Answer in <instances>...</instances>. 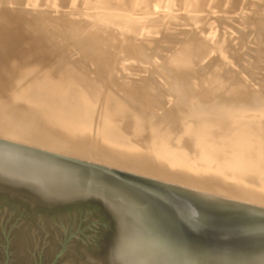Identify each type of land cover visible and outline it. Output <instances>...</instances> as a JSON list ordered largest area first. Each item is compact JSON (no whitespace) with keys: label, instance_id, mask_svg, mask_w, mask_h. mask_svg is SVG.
I'll return each mask as SVG.
<instances>
[{"label":"bare ground","instance_id":"1","mask_svg":"<svg viewBox=\"0 0 264 264\" xmlns=\"http://www.w3.org/2000/svg\"><path fill=\"white\" fill-rule=\"evenodd\" d=\"M89 1L91 2V0H89ZM141 1H142V3H141ZM141 1H140L141 4H143V2H145L144 0H141ZM257 1H259V0H257ZM0 2H1V0H0ZM176 2H177V0H176ZM190 2H191L190 4H192V2L194 3V0L190 1ZM238 2H239V0H234L233 4L237 5ZM259 2H261V1H259ZM259 2H257V3L259 4ZM262 2H264V1H262ZM196 3H197V1L195 0V4ZM254 3L257 4L256 2H254ZM147 4H145V5L147 6ZM197 4L195 6H197ZM250 4H251V2H250ZM102 5H104V4L102 3ZM225 5H227V4H225ZM199 6H201V5H198L196 7V11H197V8H199ZM231 6H232V4H231ZM258 6H260V4ZM140 7H141V5H140ZM147 7H149V6H147ZM167 7H169V6H167ZM224 7H226V6H224ZM200 8H203V7L201 6ZM200 8L198 9V11L200 10ZM258 8H262V7H258ZM132 9H133V7H132ZM138 9H140V8L137 7V10H136L137 12L139 11ZM220 9H221V7H220ZM239 9H240V7H238V11H239ZM142 10L146 11V9H142ZM142 10L140 9V11H142ZM234 10H237V9H234ZM245 10H247V9H245ZM251 10H254V9H251ZM7 11L9 12V10H7ZM220 11L222 12V10H220ZM223 11L226 12L225 8ZM227 11H228V9H227ZM246 12L248 14V11H246ZM10 13L12 14V12H10ZM79 13H80V11H79ZM243 13L246 15L245 12H243ZM23 14H24V12H23ZM105 14L103 16V14L101 13L102 17L100 16V14L97 15L98 17L100 16L101 18H98L96 15H94V16L92 15V17H94L93 19H96L95 18V16H96L99 19L97 22L102 21V24H103L104 20L106 21L108 19V21H110L109 18L105 16ZM108 14L109 13H107V15ZM86 15H87V13H86ZM251 15L252 14L250 12V16ZM259 16H261V15H259ZM7 17H8V15H7ZM89 17H90V15H89ZM171 17H173V16L171 15ZM71 18L73 19V16ZM68 19H70V18H68ZM127 19H128V17H127ZM172 19H174V18H171V20ZM193 19L199 20L198 18H193ZM241 19H243L242 16H241ZM19 20L21 21V19H19ZM48 20H49V18H48ZM77 20H78V18H77ZM244 20H245V18H244ZM256 20H257V18H256ZM51 21L52 20H50V22ZM58 21H60V20H57V22ZM89 21L91 22V19H89ZM152 21H153V19H152ZM176 21H178V20H176ZM191 21H192V19H191ZM24 22L26 24L27 21H24ZM62 22H63V19H62ZM132 22H134V20H132L131 23ZM139 22H140V20H139ZM149 22H150V20H149ZM192 22H196V21H192ZM53 23H54V21H53ZM110 23H111V21H110ZM181 23H182V21H181ZM186 23L188 24V21ZM198 23H202V22L198 21ZM212 23H214V22H212ZM248 23H249V21H248ZM37 24L38 23H36V25ZM58 24L60 25V22ZM66 24H68V23H66ZM79 24L77 23V25H79ZM92 24L93 23H91V25ZM128 24H126V26H129ZM132 24H133V27L131 25L129 28H131L133 30V28H136V26H134L135 22ZM175 24H177V22L176 23L174 22L173 25L175 26ZM71 25H73V27H74V24L72 22H71ZM107 25L110 26L111 24L107 23ZM138 25H137V28H138ZM146 25H147V23H146ZM193 25H194V27H197V23H196V25L195 24H193ZM214 25H215V23H214ZM216 25H217V23H216ZM234 25H236V24H234ZM39 26H41V24L38 25L37 27H39ZM66 26L64 25L65 28H66ZM126 26H124V27H126ZM147 26H145V24H143V27L145 28V30H146ZM169 26H172V23ZM244 26H242V27H244ZM251 26L252 25H250V27H249L250 29H251ZM71 27H70V33L72 31ZM77 27L79 29L76 30L77 34L75 36V38H76L75 40H77V39L79 40L80 38H82V35L85 32V31L83 32V30L86 27V25L84 26V28L82 27V25H79ZM87 27L85 28V30L87 29ZM167 27H166V29H168ZM191 27H190V29H191ZM198 27H199V25H198ZM260 27L261 26H259V28ZM39 28L37 29L35 27L36 31H38ZM58 28H60V26ZM67 28H68V26H67ZM93 28L95 29V26H93ZM110 28L108 27V29H110ZM129 28H128V30L131 31V29H129ZM144 28H141V30L142 29L144 30ZM249 28H247V29L249 30ZM56 29H57V27H56ZM113 29H114V27H113ZM136 29H134V31ZM171 29L172 28H170V31H173ZM92 30L93 29H91V31ZM151 30H149V31H151ZM193 30H194V28H193ZM226 30H228V29H226ZM229 30H230V28H229ZM39 31L37 32V34H39ZM41 31L40 32L43 34L42 28H41ZM52 31H53V29H52ZM73 31H75V30H73ZM99 31L100 30H97V31L93 30L92 32L98 33V34H94V35L99 36ZM102 31H103V33L106 32V30L104 31L103 29H102ZM134 31H133V33H134ZM139 31H140V28H139ZM245 31L248 34L247 30H245ZM47 32H50V31L47 29ZM47 32H44V34L46 33V35H47L46 39L49 38L48 37L49 33L47 34ZM65 32H66V30H65ZM92 32H91V34H92ZM110 32H112V31H110ZM115 32H116V30H115ZM126 32H127V30H126ZM223 32H224V30H223ZM249 32H250V30H249ZM263 32H264V30H263ZM13 33L17 34L15 31H12V33H11L12 36H13ZM55 33L56 32H54V34ZM129 33H131V32H129ZM129 33H128V36H129ZM133 33H132V38L135 34H137L139 32L137 31V33H135L134 35H133ZM173 33H174V31H173ZM191 33H193V32H191ZM216 33H217V31H216ZM6 34H8V31H0V38H2V40L0 39V44L7 43ZM52 34L53 33L50 34V37L52 39H55V38H53L54 35H52ZM61 34H62V32H61ZM72 34H74V33H72ZM87 34H88V32H87ZM100 34H102V33H100ZM143 34L145 35V33H142V35ZM167 34L169 37L170 35H169L168 31H167ZM231 34H233V33H231ZM234 34H237V33H234ZM251 34H253V33H251ZM35 35H36V33H35ZM59 35H60V33H59ZM66 35H67V33H66ZM108 35H109L108 32H106V37H108V39H106L107 41L110 40L109 36L111 38H113V40H114V37H116L114 35H113V37L111 35H109V36ZM117 35H120V34H117ZM174 35H175V33H174ZM176 35H178V34H176ZM42 36L43 35H41V38H42ZM61 36H63V35H61ZM126 36H127V34H126ZM67 37L68 36H65V38H67ZM140 37H142V36H140ZM171 37L172 36H170V38ZM187 37H188V35H187ZM249 37H250V35H249ZM98 38L101 39L100 36ZM102 38H103V36H102ZM117 38L118 37H116V39ZM137 38H139V37H137ZM184 38H185V36H184ZM189 38H190L191 42L189 41L190 46H187V49L189 47L190 51L186 50V49L185 50L189 51L188 52L189 56H195L196 57L197 53H198L197 56H199V53H200L199 50H202V49L204 50V47L207 43L206 42H205L206 44L202 43L203 41L201 42V40L198 39V37L196 36V32L191 34L189 36ZM230 38H231V36H230ZM251 38H250V40H251ZM84 39L87 40L88 38L87 39L84 38ZM120 39H122V38L120 37ZM164 39H165V37H164ZM166 39H168V38L166 37ZM172 39H174V38H171V40ZM50 40L51 39L49 38V41ZM78 40H77V42L80 41V40L79 41ZM85 40H84V44H85ZM122 40H124V39H122ZM127 40L130 41V39H127ZM155 40H157V39H155ZM160 40H161V38H160ZM186 40H188V39H186ZM227 40H229V39H227ZM46 41L48 42V39ZM54 41H56V40H54ZM54 41L52 40V42H54ZM135 41H136V39H135ZM223 41H224V39H223ZM253 41H254V39H253ZM50 42H48V44ZM113 42L115 43V46H116L117 43L115 41H113ZM120 42H118V43H120ZM164 42H165V40H164ZM168 42H169V40H168ZM168 42L166 41V44ZM259 42H261V40ZM87 43L89 44V42H87ZM218 43H219L218 44L219 47H216V48H219V51L221 49L222 53H224V48L226 46V43H222V42L221 43L218 42ZM261 43L263 44V42H261ZM26 44H27V42H26ZM84 44H82V46H84ZM86 44H85V46H86ZM98 44H100V43L98 42ZM121 44H123V42ZM183 44H185V43H182L181 45H183ZM7 45L11 46V48L8 51L11 52V54H13L15 51V47L17 46L16 40L15 39L12 40V37H11L10 39H8ZM158 45H160V44L158 43ZM185 45H187V44H185ZM29 46H30V44H29ZM91 46L89 48H91ZM95 46H97V48H98L97 43H95ZM121 46H120V49H122ZM207 46H208V44H207ZM63 47H64V44H63ZM63 47H62V49H63ZM77 47H79V46H77ZM84 47L83 48L80 47V48L84 49ZM94 47H93V52H95V50H96V49H94ZM110 47H111V45H110ZM156 47H157V45H156ZM253 47H255V46H253ZM135 48H136L135 50L137 53H140L142 50V47L140 45L136 46ZM180 48L184 49L185 47L184 48L180 47ZM207 48H205V49H207ZM116 49H118V47ZM88 50H91V49H88ZM88 50H87V52H88ZM100 50H102V49H100ZM124 50H126V49H124ZM159 50H161V49H159ZM210 50L211 49H208V51H210ZM121 51H120V53H121ZM228 51H229V49H228ZM43 52H44V56L46 59H48V60L49 59H55L54 53H52L49 46L44 47ZM115 52H116V50H115ZM27 53H28V51H27ZM84 53L86 54V50ZM84 53L82 52L83 55H85ZM103 53L104 52H102L101 54L103 55ZM183 53H185V52H183ZM183 53L182 54L180 53L181 55L180 54L179 55L182 56ZM243 53H246V52H244V50H243ZM106 54L108 55V53H106ZM117 54H119V53H117ZM160 54H162V53H160ZM204 54H205V52L203 53V55ZM229 54H230V52H229ZM86 55L90 56L91 54L88 55V53H87ZM120 55H121L120 57H123L122 53ZM110 56L113 57V55H110ZM180 56H178L179 59L181 58ZM183 56H182V58H183ZM73 57H74V54H73ZM83 57H85V56H83ZM93 57H96V55H93L91 58H93ZM97 57H96V59L100 58V57H98V58ZM103 57L106 58L107 56L105 57V55H104ZM103 57H101L102 61L101 60L95 61V59L93 58L94 61H89L88 66L83 64L82 61H71V60L70 61H53V60H51V61H32V62L29 61L25 66H20L19 61H8L7 59H9V58L6 57L5 55H2L0 57V139L15 143V144H19L22 146L24 145V146H28V147H35L38 149L62 154L63 156L65 155L67 157L69 156L72 158H76L78 160L80 159L81 161H87L86 159L89 156H91V158H92L93 155H98V156H100L99 158H101V159H97V160L95 159V161L104 163V165H101L103 167L124 169V170L131 171V172H134V173H137L140 175H145V176L155 178L158 180H162V181H165L168 183L176 184L179 187L182 186L183 188H186V189L202 192L205 194H213V196H217V197L220 196L221 198L225 197V198H229V200H233V201L238 200V202L242 201V202H247V203L252 204V205L254 204L256 206L258 205V206L264 207V98H261V97H263V94L261 95V97L258 96L259 93H257L258 95L250 94V96H248V97L249 98L252 97L253 99L249 102L250 103L252 102L254 105L250 106V104H249L248 105L249 107L247 106V107L241 108L240 106L238 107L236 105H233V103L228 104V105H225V104L216 105V103L218 102L216 100H215L216 101L215 105L212 106L211 104L206 103V104H208V106H207L206 104H204L205 101L200 102L199 101L200 99H197L198 101L197 100L192 101L193 102L192 106H189V105H191L190 104L191 102L188 103V101H185L189 104V105H187V104L186 105L189 106V108L192 107V109L189 110V108H188V112L185 111L186 115H184V116H183V114H185V113H183V111L180 109V106L182 104H185L182 102V103H180L181 104L180 106L178 105V103H174L173 105L177 104L178 107L176 109H173L171 111V113L166 112L164 115H167V116H165V117H160L161 111L159 114L160 116L158 115L159 117L156 115V113L153 116L150 115L148 117L147 114L145 113V111H146L145 109H144L145 110L144 112H141L142 109L139 110L141 112L140 113V112H138L137 107L138 108L139 107L149 108L152 111V109H153L152 103L157 101V100H155L156 99L155 95L157 94L160 97V92H161V94L163 92L162 87L160 85L156 86L155 84H152L150 82L145 83L143 81L144 80V76H143V80L140 79V80H142V82L140 81L141 86H138V85H135L132 83L129 84L127 82H124L125 84H127V86H126L127 89H125V88L120 89L121 93H119V91H118L119 88L118 89L116 88V90H115L114 89L115 87L114 88L112 87L113 85L110 86L111 88H109L108 86L111 84V82L114 81L115 77H114V75H112V77L107 76L105 79V77L103 78V76H99V74L102 73V72H100L101 67L105 63L102 59ZM111 57H110V59H112ZM114 57H117V56H114ZM120 57H117V59L118 58L120 59ZM178 57H176V58H178ZM142 58H144V57H142ZM240 58H241V56H240ZM254 58L256 59V56ZM89 59H90V57H89ZM119 59L117 61H119ZM193 59H191V61ZM106 60H107V58L105 59V61ZM249 60H252V59L250 58ZM115 61H116V59H115ZM123 61H124V59L122 60V62ZM178 61H180V60H178ZM107 62H109V61H107ZM107 62H106V64H108ZM110 62H112V61H110ZM124 62H126V61H124ZM139 62H141V61H139ZM142 62H143V60H142ZM199 63H201V62H199ZM254 63H255V61H254ZM111 64H109V65L112 67L113 64L115 65L116 63H113L112 65ZM137 64H139V63H137ZM143 64H141V65H143ZM122 65L123 66L117 65L116 66L117 69L114 68L116 73H117V70H119V69L120 70L122 69V72H125L127 69H129V68H127V69L125 68L126 70L124 71L123 68H124L125 63H123ZM145 65H147V63ZM172 65L174 66L175 64H171V69L170 68H168V69H170V70L175 69V68H172L173 67ZM89 66L94 67L95 71L91 70V68ZM106 66L108 67V65H106ZM106 66H105V68H106ZM128 66H126V67H128ZM134 66H135V70H136V67L138 65L136 66V64H135ZM111 67H108V68H110V70H111ZM140 67H142V66L139 65V69H140ZM103 68H104V66H103ZM149 68H150V66H149ZM179 68H180V66H179ZM239 69H240V67H239ZM129 70H130V72H132L131 69H129ZM141 70H143V69H141ZM165 70L166 69H164V71ZM176 70H177V67H176ZM205 70H206V68H205ZM128 71H126L125 73H128ZM164 71H161V72L164 73ZM196 71H197V69H196ZM173 72H175V70ZM110 73H112V72L110 71L109 74ZM134 73H135V71H134ZM134 73H132V74L134 75ZM136 73H135V76H136ZM202 73L204 74V72H202ZM243 73H244V71H243ZM246 73H248V72L246 71ZM118 74H119L118 78L117 79L115 78L117 81V85H118V81H120L118 79H119V76L121 73H118ZM165 74L167 75L168 73L166 72ZM177 74H176V76H177ZM163 75L164 74H162L161 76H163ZM166 75H165V77H166L165 79H168L167 76H169V75H167V76ZM199 75H200V73H199ZM222 75H221V79H219V76H217V77H215V79L212 80L214 83H216L219 79L218 87L220 85L223 86L225 84V83L223 84L224 78L222 79ZM104 76H105V74H104ZM130 76L131 75L129 73V76H124V77L129 78ZM178 77H179V75L177 76V79H175V81H173V80L170 81V79L167 81L164 80L165 81L164 84H166L168 86V89H167L168 92H170V93L174 92V94L175 93L179 94V97L177 100L179 102L180 97L181 98H183L184 96H186L185 98L188 97L187 96L188 94L186 95L185 92L194 91V89H193V86L191 83H188L187 81L185 82L184 80H179V78L181 79V76L179 78ZM261 77H263V76H261ZM199 79H198V83H199ZM248 79H249V77H248ZM121 80H123V79H121ZM133 80H135V79L133 78ZM160 80H163V78H160ZM206 80L207 79H205V81ZM220 80H222V83H220L221 82ZM260 80H255V81L259 82ZM126 81H128V80L126 79ZM205 81H202V83ZM244 81H247V80H244ZM263 81H262V83H263ZM122 82H120L119 86H122V84H121ZM208 82H210V81H208ZM213 82H212V85H214ZM133 83H135V82H133ZM161 83H163V82H161ZM202 83H199L200 87H201ZM252 83L253 82H251V84ZM254 83L256 84V82H254ZM113 84H115V83H113ZM234 84H235V82H234ZM236 84H238V83H236ZM241 85L242 84H240V86ZM165 86H163V88ZM240 86H237V88H239ZM209 87H210V85H209ZM247 87H248V84H247ZM252 87L254 88V86H252ZM257 87H258V85H257ZM199 88H198V90H199ZM222 88H224V86ZM225 88H226V86H225ZM241 88H242V90L244 89L243 86ZM255 88H254V90H255ZM203 89H204V87H203ZM219 89H221V88L219 87ZM262 89L264 90V88H262ZM201 90H202V88H201ZM210 90H211V88H210ZM210 90H208V91L210 92ZM216 91H217V89H216ZM201 92H199V93L201 94ZM228 92H230V91H228ZM213 94H215V92ZM219 94L221 95V94H223V92H220ZM233 95H234V93H233ZM248 95H249V93H248ZM227 96H228V94H227ZM229 96H230V93H229ZM166 97L170 98L169 96H166ZM220 97L221 96H219V98ZM237 97H239V98L243 97V99H244V97L247 98V95L237 96ZM185 98L180 99V100L181 101L185 100ZM130 99H132V103H130V101H131ZM175 99H177V97H175ZM261 99H263V100H261ZM2 100H3V102H2ZM160 100H162V99H160ZM169 101H170V99H169ZM160 103H162V102L160 101ZM202 103L204 104V106H202L203 105ZM97 104H99L98 107H100L98 111H97ZM132 104H133V106H132ZM155 105H156V102H155ZM209 105H211L213 109L209 108ZM158 106L160 108H162L160 105H158ZM134 107H136V109ZM157 109H158V107H157ZM157 109L156 108L153 109L154 112ZM184 110H186V109H184ZM162 111H163V109H162ZM164 111H165V109H164ZM95 113H98V115L100 114L99 118H98L99 120H97V125L99 123H101V124H105L106 126L113 127L112 128L113 131L106 135V139L108 141L109 140L112 141L114 139L113 143L109 146H108V144H104V145H99V143L96 144L97 136L95 135V128H93V127H95L94 124H96V123H93V121L97 119L98 115ZM142 114H146V116L142 115ZM148 114H150V113H148ZM94 115L95 116L97 115V117H96V119L93 120ZM170 118H173V122H175V120L179 121V123L181 122L182 127L179 130L180 132L179 131L176 132L177 128H175L176 126L173 125L172 120H169ZM36 121H38V122H36ZM25 122H27V125L25 124ZM29 123H30V125H29ZM36 123H41L42 126H45V128H48L47 131L44 132V130H46V129L41 128V126H40L41 124L35 125ZM32 124H34V126ZM38 125H39V127H38ZM31 126L34 127V129ZM49 129H50L51 133L48 132ZM115 131H119V132H121V134L119 136L115 135V133H117ZM46 132H48V133H46ZM53 132L57 133L58 139L53 135ZM62 136L63 137L66 136L64 138L65 141L63 140L64 143H66V141L68 140V139L66 140V138L68 137L69 139H72V144L70 143L71 141L68 140V141H70V142H68L70 144L69 145H63V143L60 142V141H62V139L60 138ZM59 139H61V140H59ZM96 147L100 150L97 151ZM122 152H126V153H124L125 155L122 154ZM91 158L89 157V159H91ZM186 158H193L194 161L186 162L184 160ZM95 164L98 165L99 163H95ZM199 172H201L203 176L197 175ZM199 183H202V184L205 183L203 185V186H205V188L207 187L206 186V184H207L208 188L205 189V188L198 187ZM202 184H201V186H202Z\"/></svg>","mask_w":264,"mask_h":264},{"label":"water","instance_id":"2","mask_svg":"<svg viewBox=\"0 0 264 264\" xmlns=\"http://www.w3.org/2000/svg\"><path fill=\"white\" fill-rule=\"evenodd\" d=\"M0 264H264V208L0 139Z\"/></svg>","mask_w":264,"mask_h":264},{"label":"rangeland","instance_id":"3","mask_svg":"<svg viewBox=\"0 0 264 264\" xmlns=\"http://www.w3.org/2000/svg\"><path fill=\"white\" fill-rule=\"evenodd\" d=\"M95 3H94V2ZM91 0V2L89 0H1V4H0V31H8V34H6V38H7V43L5 44H0V57L2 55H5L6 57H8L9 59H7L8 61H19L20 63V66H25L29 61H82L83 64L85 65H89V61H100L101 60V57H103L105 55V57L107 58V60L105 61L106 58H102L103 61L105 62L104 63V68L103 66L101 67V70L99 74V76H103V78L107 76H111L114 75V77L117 79L118 78V73H121L120 76H119V79L120 81H118V85H117V81L116 79L114 78V81L111 82V84L108 86L109 88H111L110 86H112L115 90L116 88L118 89L119 93L120 92V89H127L126 86L127 84H125L124 82H127V83H132V84H135V85H138V86H141V82L143 80V76H144V82L147 83V82H150L152 84H155L156 86L160 85L162 87V94L160 92V97L156 94L155 95V101L156 102V105H155V102L152 103V108L153 109H158L154 110L152 109V111L149 109V108H142V107H137V110L138 112H140L139 110L142 109L141 112H144L145 110V113L147 114V116L149 117L150 115L153 116L155 113L156 115L158 116L160 114V111H161V116L160 117H165L167 115H164L166 112H170L173 110V109H176L178 107V105L180 106L181 104L180 103H185V104H182L180 106V109L183 111V116L186 115V112H188V108L189 106H192V101H195L197 99H200L199 101L201 102H204V104L208 103V104H211L212 106L215 105L216 101H218L216 103V105L218 104H225V105H228V104H232L233 105H236V106H240L241 108L243 107H247L249 104L250 106L254 105L252 102L250 103L249 101H251L253 98H249L248 96H250V94L254 95H258L257 93H259V97H261V95L263 94V97L261 98H264V90L262 88H264V0H239L238 4L237 5H234L233 4V1L234 0H196L197 1V6L198 5H201L203 8H200L201 6H199L200 10L198 11L199 8H197V11H196V7L195 6V0H194V3L192 2V4H190L191 2L190 1H193V0H144L145 2L142 3L141 0ZM141 1V3H140ZM147 1V2H146ZM151 1V2H150ZM168 1V2H167ZM199 1V2H198ZM218 1V2H217ZM4 2V3H3ZM11 2V3H10ZM13 2V3H12ZM99 4H98V3ZM167 2V3H166ZM176 2V3H175ZM189 2V3H188ZM203 2V3H202ZM251 2V4H250ZM254 2H259L260 6H258L259 4H255ZM94 3V4H93ZM102 3L104 5H102ZM148 3V4H147ZM173 5H172V4ZM227 5H225V4ZM254 3V4H253ZM36 4V5H35ZM145 4H147V7ZM168 4V5H167ZM184 4V5H183ZM217 4V5H216ZM223 4V5H222ZM232 4V6H231ZM89 5V6H88ZM95 5V6H94ZM106 5V6H105ZM129 5V6H128ZM138 5V6H137ZM141 5V7H140ZM152 5V6H151ZM172 5V6H171ZM208 5V6H207ZM257 7H255V6ZM2 6V7H1ZM4 6V7H3ZM102 6V7H101ZM128 6V7H127ZM166 6V7H165ZM169 6V7H167ZM190 6V7H189ZM226 6V7H224ZM236 8H235V7ZM253 6V7H252ZM133 7V9H132ZM136 7V8H135ZM137 7L140 8L141 10L142 9H146L145 10H142L140 11V9H138L139 11L137 12ZM143 7V8H142ZM219 7V8H218ZM221 7V9H220ZM229 7V8H228ZM238 7H240L239 11H238ZM258 7H262V8H258ZM99 8V9H98ZM102 8V9H101ZM150 8V9H149ZM171 8V9H170ZM225 8L226 12L223 11ZM250 8V9H249ZM9 10V12L7 10ZM131 11H130V10ZM135 9V10H134ZM228 9V11H227ZM234 9H237V10H234ZM247 9V10H245ZM251 9H254V10H251ZM11 10V11H10ZM100 10V11H99ZM211 10V11H210ZM222 10V12L220 11ZM263 10V11H262ZM80 11V13H79ZM145 11V12H144ZM151 13H150V12ZM153 11V12H152ZM230 11V12H229ZM248 11V14L247 12ZM260 11V12H259ZM12 12V14L10 13ZM22 12V13H21ZM24 12V14H23ZM100 12V13H99ZM141 12V13H140ZM147 12V13H146ZM212 12V13H211ZM226 14H225V13ZM229 12V13H228ZM245 12L246 15L243 13ZM250 12H251V16H250ZM26 13V14H25ZM28 13V14H27ZM87 13V15H86ZM101 13L105 14L106 17L109 18V20L111 21H108V19L105 21H103V24H102V21L100 22H97L99 19L98 18H101ZM107 13H109L107 15ZM134 13V14H133ZM137 13V14H136ZM140 13V14H139ZM222 13V14H221ZM224 13V14H223ZM241 13V14H240ZM258 13V14H257ZM18 14V15H17ZM21 14V15H20ZM46 14V15H45ZM70 14V15H69ZM100 16L98 17L97 15ZM232 14V15H231ZM243 14V15H242ZM8 15V17H7ZM20 15V16H19ZM28 15V16H27ZM44 15V16H43ZM79 15V16H78ZM85 15V16H84ZM90 15V17H89ZM92 15H96L95 18L96 19H93L94 17H92ZM171 15L173 17H171ZM180 15V16H179ZM248 15V16H247ZM255 15V16H254ZM261 15V16H259ZM18 16V17H17ZM35 16V17H34ZM46 16V17H45ZM73 16V19L71 17ZM82 16V17H81ZM128 19H127V17ZM192 21H196V22H192ZM220 16V17H219ZM241 16L243 19H241ZM10 17V18H9ZM61 17V18H60ZM80 17V18H79ZM146 17V18H145ZM170 17V18H169ZM210 17V18H209ZM249 17V18H248ZM253 17V18H252ZM255 17V18H254ZM49 18V20H48ZM70 18V19H68ZM76 18V19H75ZM78 18V20H77ZM112 20H111V19ZM126 18V19H125ZM150 18V19H149ZM171 18H174L171 20ZM176 18V19H175ZM188 18V19H187ZM193 18H198L199 20H196V19H193ZM202 18V19H201ZM229 18V19H228ZM237 18V19H236ZM245 18V20H244ZM257 18V20H256ZM259 18V19H258ZM21 19V21L19 20ZM29 19V20H28ZM32 19V20H31ZM62 19H63V22H62ZM65 19V20H64ZM89 19H91V22L89 21ZM153 19V21H152ZM170 19V20H169ZM240 19V20H239ZM247 19V20H246ZM250 19V20H249ZM50 20H52L50 22ZM57 20H60L57 22ZM88 20V21H87ZM129 20V21H128ZM134 20L135 24L134 26H136L137 28V25H138V28H133V30L131 28H129L131 25L133 27V24L134 22L131 23V21ZM140 20V22H139ZM145 20V21H144ZM150 20V22H149ZM155 20V21H154ZM175 20V21H174ZM178 20V21H176ZM184 20V21H183ZM190 20V21H189ZM220 20V21H219ZM227 20V21H226ZM237 20V21H236ZM24 21H27L26 24ZM36 21V22H35ZM54 21V23H53ZM68 21V22H67ZM94 21V22H93ZM138 21V22H137ZM158 23H157V22ZM170 21V22H169ZM172 21V22H171ZM180 21V22H179ZM182 21V23H181ZM188 21V24L186 23ZM199 22H202V23H198ZM204 21V22H203ZM243 21V22H242ZM246 21V22H245ZM249 21V23H248ZM60 22V25L58 24ZM71 22L74 24V27L73 25H71ZM76 22V23H75ZM97 22V23H96ZM138 24H137V23ZM147 25H146V23ZM152 22V23H151ZM174 22L177 24H175V26L173 25ZM185 22V23H184ZM190 22V23H189ZM217 23V25L215 26ZM221 22V23H220ZM226 24H225V23ZM31 23V24H30ZM36 23H38L36 25ZM65 23V24H64ZM68 23V24H66ZM77 23L79 25H82V27L84 28V26L86 25L87 29L83 30L84 34L82 35V38H80L77 42V40H75V36L77 34V29H79L77 26ZM82 23V24H81ZM85 23V24H84ZM87 23V24H86ZM90 23V24H89ZM91 23H93L91 25ZM100 25H99V24ZM106 23V24H105ZM108 24H111L110 26L107 25ZM129 23V24H128ZM150 23V24H149ZM156 23V24H155ZM172 23V26H169L171 25ZM197 23V27H194L193 24L196 25ZM207 23V24H206ZM251 23V24H250ZM257 23V24H256ZM3 24V25H2ZM39 27H37L38 25H40ZM52 24V25H51ZM54 24V25H53ZM66 26V28L64 27V25ZM70 24V25H69ZM96 24V25H95ZM102 24V25H101ZM126 24H128L129 26H126ZM142 24V25H141ZM143 24H145L146 27V30L145 28L143 27ZM154 26H153V25ZM169 24V25H168ZM192 24V25H191ZM236 24V25H234ZM239 24V25H238ZM248 26H247V25ZM255 24V25H254ZM13 25V26H12ZM21 25V26H20ZM77 25V26H76ZM113 25V26H112ZM141 25V26H140ZM151 25V26H150ZM199 25V27H198ZM244 27H242V26ZM251 26V29L249 28ZM8 26V27H7ZM18 26V27H17ZM45 28H44V27ZM60 26V28H58ZM62 26V27H61ZM72 26V27H71ZM92 26V27H91ZM93 26H95V29L93 28ZM97 26V27H96ZM110 29H108V27ZM126 26V27H124ZM140 26V27H139ZM168 26V27H167ZM174 26V27H173ZM192 26V27H191ZM259 26H261L259 28ZM35 27L41 31V28L43 29V34L39 31V34H37L38 31H36ZM57 27V29H56ZM70 27H71V33H70ZM103 27V28H102ZM107 27V28H106ZM114 27V29H113ZM156 27V28H155ZM166 27L168 29H166ZM172 28L171 30L174 31H170V28ZM183 27V28H182ZM191 27V29H190ZM242 27V28H241ZM253 27V28H252ZM12 28V29H11ZM97 28V29H96ZM131 29L130 30H128ZM139 28H140V31H139ZM141 28H144V32L141 30ZM155 28V29H154ZM194 28V30H193ZM228 30H226V29ZM230 28V30H229ZM236 28V29H235ZM245 28V29H244ZM249 28V30L247 29ZM259 28V29H258ZM35 29V30H34ZM46 31H45V30ZM47 29L53 33L52 35H54L53 38L55 39H52L50 37V32H47ZM53 29V31H52ZM55 29V30H54ZM62 29V30H61ZM68 29V30H67ZM91 29H93L94 31H97V30H100L99 31V36L101 37V39H99L98 35H94V34H98V33H94L91 31ZM102 29L106 32H108L109 35H111L113 37L116 36L118 37L116 39V37H114V40L113 38H111L109 35V41H107L106 39H108V37H106V32L103 33ZM112 29V30H111ZM134 29H136L134 31ZM152 29V30H151ZM242 29V30H241ZM66 30V32H65ZM75 30V31H73ZM108 30V31H107ZM112 32H110V31ZM116 30V32H115ZM125 30V31H124ZM129 33V36H128V33ZM148 30V31H147ZM151 30V31H149ZM224 30V32H223ZM233 30V31H232ZM248 32V34L246 33V31ZM12 31H15L17 34H14L13 33V36H12ZM68 31V32H67ZM134 31V33H133ZM137 31L139 33H137ZM147 31V32H146ZM162 31V32H161ZM167 31L169 32V35L172 36L171 38H174L171 40L170 36L168 37V34H167ZM217 31V33H216ZM44 32H47V34L49 35L48 37L51 39L49 41V38L48 39V42H50L48 44V42L46 41V33L44 34ZM54 32H56L54 34ZM62 32V34H61ZM88 32V34H87ZM92 32V34H91ZM121 32V33H120ZM123 32V33H122ZM126 32V33H125ZM149 32V33H148ZM196 32V36L198 37V39L201 40L202 43H207L204 47V50H199V56H197L196 54V57L195 56H189L188 52L190 51V48L188 47L187 49V46H190V38L189 36L191 34ZM204 32V33H203ZM255 32V33H254ZM36 33V35H35ZM60 33V35H59ZM67 33V35H66ZM74 33V34H72ZM102 33V34H100ZM111 33V34H110ZM125 33V34H124ZM132 33L133 35L135 33L133 38H132ZM141 33V34H140ZM142 33H145V35L143 36ZM233 33V34H231ZM234 33H237V34H234ZM253 33V34H251ZM257 33V34H256ZM90 34V35H89ZM116 34V35H115ZM117 34H122L121 36L120 35H117ZM127 34V36H126ZM140 34V35H139ZM172 34V35H171ZM178 34V35H176ZM206 34V35H205ZM255 34V35H254ZM41 35L42 38H41ZM46 35V36H45ZM63 35V36H61ZM103 38H102V36ZM131 35V36H130ZM167 35V36H166ZM174 35V36H173ZM188 35V37H187ZM250 35V37H249ZM40 36V37H39ZM59 36V37H58ZM65 36H68L67 38H65ZM74 36V37H73ZM98 36V37H97ZM122 39H120V37ZM123 36V37H122ZM142 36V37H140ZM185 36V38H184ZM231 36V38H230ZM261 36V37H260ZM12 37V40L15 39L16 40V43H17V46L15 47V51L13 54H11V52H9L8 50L11 48L10 45H7L8 44V39H10ZM70 37V38H69ZM73 37V38H72ZM90 37V38H89ZM106 37V38H105ZM127 37V38H126ZM132 39H131V38ZM139 37V38H137ZM165 37V39H164ZM166 37L168 39H166ZM217 37V38H216ZM221 37V38H220ZM241 37V38H240ZM247 37V38H246ZM252 37V38H251ZM5 38V37H4ZM5 38V39H6ZM46 40H45V39ZM57 38V39H56ZM72 38V39H71ZM84 38H88L87 40H85ZM141 38V39H140ZM161 38V40H160ZM177 38V39H176ZM251 38V40H250ZM2 40V38H0ZM62 39V40H61ZM67 39V40H66ZM92 39V40H91ZM100 41H99V40ZM127 39H130L127 40ZM136 39V41H135ZM157 39V40H155ZM188 39V40H186ZM211 39V40H210ZM222 41H221V40ZM224 39V41H223ZM229 39V40H227ZM242 39V40H241ZM254 39V41H253ZM45 40V41H44ZM52 40H56L54 42H52ZM58 40V41H57ZM72 40V41H71ZM84 40H85V44L87 42H89V44L87 43L86 46L84 44ZM115 41L117 44L115 46V43L113 41ZM117 40V41H116ZM126 40V41H125ZM165 40V42H164ZM169 40V42H168ZM178 40V41H177ZM184 40V41H183ZM238 40V41H237ZM246 40V41H245ZM261 40V42H263V44L261 42H259ZM61 41V42H60ZM87 41V42H86ZM93 43H92V42ZM100 44H98V42ZM121 41V42H120ZM140 41V42H139ZM166 41L168 42L166 44ZM190 41V42H189ZM249 41V42H248ZM22 42V43H21ZM27 42V44H26ZM60 42V43H59ZM120 42V43H118ZM123 42V44H121ZM135 42V43H134ZM161 42V43H160ZM176 42V43H175ZM218 42H222V43H226V46L224 48V53H222L221 49L219 51V48H216V47H219V43ZM256 42V43H255ZM54 43V44H53ZM81 43V44H80ZM91 43V44H90ZM95 43H97L98 45V48L97 46H95ZM113 45H112V44ZM131 43V44H130ZM158 43L160 45H158ZM182 43H185L183 45H181ZM189 43V44H188ZM251 43V44H250ZM259 43V44H258ZM30 44V46H29ZM63 44H64V47H63ZM78 44V45H77ZM81 46H80V45ZM82 44H84V46H82ZM122 46H121V45ZM166 44V45H165ZM180 44V45H179ZM241 44V45H240ZM245 44V45H244ZM92 45V46H91ZM111 45V47H110ZM141 46L142 47V50L140 53H137L136 52V46ZM157 45V47H156ZM169 45V46H168ZM179 45V46H178ZM50 48V50L52 51V53H54V57L55 59H46L45 56H44V52H43V49L44 47H48ZM61 46V47H60ZM79 46V47H77ZM91 46V48H89ZM96 48H95V47ZM114 48H113V47ZM120 46L121 48L123 49H120ZM124 46V47H123ZM185 48H184V47ZM211 46V47H210ZM247 48H246V47ZM255 46V47H253ZM63 47V49H62ZM84 47V49H81V48ZM93 47L95 50V52H93ZM104 47V48H103ZM108 49H107V48ZM118 47V49H116ZM133 47V48H132ZM180 47L184 48V49H181ZM208 47V48H207ZM102 50H100V49ZM113 48V49H112ZM176 48V49H175ZM207 48V49H205ZM257 48V49H256ZM88 49H91V50H88ZM98 49V50H97ZM112 49V50H111ZM126 49V50H124ZM161 49V50H159ZM189 50V51H186V50ZM208 49H211L210 51H208ZM229 49V51H228ZM242 49V50H241ZM60 50V51H59ZM83 50V51H82ZM86 50V54L88 53L91 54L90 56H87L84 52ZM88 50V52H87ZM119 53V54H117ZM122 50V51H121ZM243 50L244 52L246 53H243ZM28 51V53H27ZM85 54L83 55L82 52ZM100 51V52H99ZM106 51V52H105ZM112 51V52H111ZM122 53V56L123 57H120L121 53ZM207 51V52H206ZM233 51V52H232ZM249 51V52H248ZM67 52V53H66ZM74 52V53H73ZM81 54H80V53ZM102 52L103 55L101 54ZM145 52V53H144ZM185 52V53H183ZM205 52V54L203 55V53ZM230 52V54H229ZM236 54H235V53ZM25 53V54H24ZM108 53V55L106 54ZM115 55H114V54ZM144 53V54H143ZM162 53V54H160ZM183 53V58L182 56H180L181 54ZM187 53V54H186ZM245 55H243V54ZM262 53V54H261ZM71 54V55H70ZM73 54H74V57H73ZM96 55V57H100L98 59H96V57H93L91 58L93 55ZM113 55L114 56H117V57H120L119 61L122 59H124V61L126 62H122V60L120 61L122 64L125 63L124 65V68L123 70L125 71L127 68L131 69L132 72H130L129 69H127L126 71H128V73H125V72H122V69L120 70H117V73L116 71L114 70V68L117 69V65L119 66H123L119 61H117V57H111L110 55ZM125 56H124V55ZM128 54V55H127ZM180 54V55H179ZM186 54V55H185ZM201 54V55H200ZM216 54V55H215ZM32 55V56H31ZM140 55V56H139ZM219 55V56H218ZM225 55V56H224ZM237 55V56H236ZM85 56V57H83ZM109 56V57H108ZM180 56L181 58L179 59ZM202 56V57H201ZM227 56V57H226ZM241 56V58H240ZM256 56V59L254 58ZM260 56V57H259ZM263 56V57H262ZM32 57V58H31ZM90 57V59H89ZM110 57L112 59H110ZM141 57V58H140ZM144 57V58H142ZM163 57V58H162ZM178 57V58H176ZM190 57V58H189ZM244 57V58H243ZM259 57V58H258ZM31 58V59H30ZM127 60H126V59ZM138 58V59H137ZM146 58V59H145ZM194 58V59H193ZM226 58V59H225ZM240 58V59H239ZM252 59V60H249V59ZM254 58V59H253ZM262 58V59H261ZM27 59V60H26ZM81 59V60H80ZM116 59V61H115ZM145 59V60H144ZM164 59V60H163ZM180 61H178V60ZM191 59H193L191 61ZM197 59V60H196ZM202 59V60H201ZM220 59V60H219ZM223 59V60H222ZM228 59V60H227ZM114 60V61H113ZM143 60V62H142ZM158 60V61H157ZM166 60V61H165ZM171 60V61H170ZM241 60V61H240ZM243 60V61H242ZM102 61V60H101ZM107 61H112V62H107ZM138 61V62H137ZM141 61V62H139ZM145 61V62H144ZM176 61V62H175ZM182 61V62H181ZM255 61V63H254ZM262 61V62H261ZM24 62V63H23ZM106 62L108 64H106ZM118 62V63H117ZM130 62V63H129ZM149 62V63H148ZM158 62V63H157ZM160 62V63H159ZM197 62V63H196ZM201 62V63H199ZM113 64V63H116L115 65L113 64V66L111 67L109 64ZM139 63V64H137ZM144 63V64H143ZM147 63V65H145ZM164 63V64H163ZM216 63V64H215ZM242 63V64H241ZM247 63V64H246ZM111 64V65H112ZM131 64V65H130ZM136 64V71L135 70V66L134 65ZM143 64V65H141ZM149 64V65H148ZM161 64V65H160ZM171 64H175L172 68H175L173 70H170L171 69ZM177 64V65H176ZM237 64V65H236ZM106 65H108V67H111V70L110 68H108ZM129 65V66H128ZM139 65L142 66L140 67L139 69ZM169 65V66H168ZM194 65V66H193ZM202 65V66H201ZM216 65V66H215ZM229 65V66H228ZM106 66V68H105ZM128 66V67H126ZM134 66V67H133ZM144 66V67H143ZM146 66V67H145ZM150 66V68H149ZM177 67V70H176V67ZM180 66V68H179ZM225 66V67H224ZM90 67V66H89ZM161 67V68H160ZM167 67V68H166ZM204 69H203V68ZM242 70H240L239 69ZM257 67V68H256ZM91 70L95 71L94 70V67H90ZM126 68V69H125ZM170 68V69H168ZM193 68V69H192ZM206 68V70H205ZM231 68V69H230ZM247 68V69H246ZM133 69V70H132ZM139 69V70H138ZM143 69V70H141ZM164 69H166L164 71ZM197 69V71H196ZM223 69V70H222ZM254 69V70H253ZM104 70V71H103ZM114 70V71H113ZM175 70V72H173ZM210 70V71H209ZM220 70V71H219ZM240 70V71H239ZM250 70V71H249ZM112 72L109 74V72ZM119 71V72H118ZM121 71V72H120ZM136 73V76H135V73ZM160 71V72H159ZM161 71H164L161 72ZM177 71V72H176ZM201 71V72H200ZM232 71V72H231ZM234 71V72H233ZM237 71V72H236ZM244 71V73H243ZM246 71L249 73H246ZM262 73H261V72ZM168 73L167 76L165 73ZM180 72V73H179ZM198 72V73H197ZM204 72V74L202 73ZM210 72V73H209ZM215 74H214V73ZM220 72V73H219ZM129 73H130V77H124V76H129ZM134 73V75L132 74ZM178 73V74H177ZM200 73V75H199ZM214 75H213V74ZM233 73V74H232ZM235 73V74H234ZM243 73V74H242ZM102 74V75H101ZM105 74V76H104ZM162 74H164L163 76H161ZM179 75V77L181 76V79L179 78V80H184L185 82L187 81L188 83H191L192 86H193V89L194 91H187L185 92V94L188 96L187 98H185L186 96H184L183 98H179V102L177 101L178 100V97H179V94H174V92H168V86L165 83L164 80H169L170 81H175V79H177V76ZM181 74V75H180ZM203 74V75H202ZM209 74V75H208ZM220 74V75H219ZM223 74V75H222ZM251 74V75H250ZM165 75L168 77V79H165ZM197 75V76H196ZM202 75V76H201ZM211 75V76H210ZM221 75H222V79H223V86L224 88H222L223 86H219L221 89H219L218 85H219V79H221ZM135 76V77H134ZM201 76V77H200ZM213 76V77H212ZM219 76V79L216 83H214L212 80L215 79V77ZM224 76V77H223ZM230 76V77H229ZM241 78H240V77ZM257 76V77H256ZM263 76V77H261ZM150 77V78H149ZM203 77V78H202ZM238 77V78H237ZM249 77V79H248ZM259 77V78H258ZM131 78V79H130ZM133 78L136 80H133ZM160 78H163V80H160ZM200 78V79H199ZM202 78V79H201ZM211 80H210V79ZM233 78V79H232ZM235 78V79H234ZM245 78V79H244ZM123 79V80H121ZM125 79V80H124ZM126 79L128 81H126ZM142 79V80H140ZM158 79V80H157ZM198 79H199V83H202V81H205V79H207L205 82H203L201 84V87H200V84L198 83ZM226 79V80H225ZM261 79V80H260ZM263 79V80H262ZM132 82H131V81ZM151 80V81H150ZM240 80V81H239ZM244 80H247V81H244ZM250 80V81H249ZM255 80H260L259 82L258 81H255ZM123 81V82H122ZM130 81V82H129ZM141 81V82H140ZM156 81V82H155ZM196 81V82H195ZM210 81V82H208ZM222 83V80H220ZM239 81V82H238ZM263 81V83H262ZM120 82H122V86H119ZM135 82V83H133ZM163 82V83H161ZM212 82L214 85H212ZM236 83H240L242 84L240 86V84H236L237 86H240L239 88H237V86L234 84ZM251 82H253L251 84ZM256 82V84L254 83ZM261 82V83H260ZM115 83V84H113ZM124 83V84H123ZM140 83V84H139ZM260 83V84H259ZM162 84V85H161ZM247 84H248V87H247ZM255 84V85H254ZM166 85V86H165ZM203 85V86H202ZM206 85V86H205ZM210 85V87H209ZM216 85V86H215ZM228 85V86H227ZM260 85V86H259ZM263 87H262V86ZM163 86H165L163 88ZM215 86V87H214ZM226 86V88H225ZM231 86V87H230ZM244 87V89L242 90L241 87ZM246 86V87H245ZM254 86V88L252 87ZM200 87V88H199ZM204 87V89H203ZM218 87V88H217ZM228 87V88H227ZM230 87V88H229ZM199 88V90H198ZM204 91H202L201 90ZM211 88V90H210ZM260 88V89H259ZM164 89V90H163ZM215 89V90H214ZM217 89V91H216ZM226 91H224V90ZM238 89V90H237ZM249 91H248V90ZM258 89V90H257ZM202 92H201V91ZM210 90V92L208 91ZM252 90V91H251ZM258 92H257V91ZM165 91V92H164ZM230 91V92H228ZM247 91V92H246ZM256 91V92H255ZM260 91V92H259ZM201 92V94L199 93ZM215 92V94H213ZM220 92H223V94H219ZM241 92V93H240ZM254 92V93H253ZM166 93V94H165ZM218 93V94H217ZM228 96H227V94ZM229 93H230V96H229ZM234 93V95H233ZM236 93V94H235ZM249 93V95H248ZM261 93V94H260ZM164 94V95H163ZM197 94V95H196ZM207 94V95H206ZM162 95V96H161ZM173 95V96H172ZM177 95V96H176ZM199 95V96H198ZM224 95V96H223ZM233 95V96H232ZM243 95H247V98L243 97L239 98L237 96H243ZM166 96H169L170 98L166 97ZM208 96V97H207ZM214 96V97H213ZM219 96H221L219 98ZM163 97V98H162ZM175 97H177V99H175ZM172 98V99H171ZM185 100H180V99H184ZM189 98V99H188ZM213 100H212V99ZM128 99V98H127ZM162 99V100H160ZM170 99V101H169ZM207 99V100H206ZM211 99V100H210ZM218 99V100H217ZM240 99V100H239ZM129 100V99H128ZM130 103H132V99H130ZM174 100V101H173ZM177 102H176V101ZM190 100V101H189ZM216 100V101H215ZM245 100V101H244ZM247 100V101H246ZM263 100V99H261ZM160 101L162 103H160ZM185 101H188L191 102L189 105L187 102ZM198 101V100H197ZM207 101V102H206ZM209 101V102H208ZM211 101V102H210ZM215 101V102H214ZM3 102V100H2ZM169 102V103H168ZM214 102V103H213ZM222 102V103H221ZM249 102V103H248ZM171 103V104H170ZM174 103H178V105H173ZM245 103V104H244ZM248 103V104H247ZM189 106H187V105ZM203 104V103H202ZM204 104L202 106H204ZM208 104H206L208 106ZM247 104V105H246ZM99 104H97V111L99 110L100 107H98ZM158 105H160L162 108H160ZM186 105V106H185ZM205 105V106H206ZM209 105V108L213 109L212 106ZM243 105V106H242ZM133 106V104H132ZM135 106V105H134ZM206 106V107H207ZM211 106V107H210ZM249 107V106H248ZM136 109V107H134ZM170 108V109H169ZM208 108V107H207ZM145 109V110H144ZM148 109V110H147ZM165 111L163 112L162 111ZM179 109V108H178ZM186 109V110H184ZM191 108H189V110H191ZM148 111V112H147ZM150 111V112H149ZM158 111V112H157ZM140 112V113H141ZM163 112V113H162ZM150 113V114H148ZM98 115V113H95ZM146 114H142V115H145ZM97 115L95 116L94 115V119H96ZM100 115V114H99ZM99 115L97 117L96 120L93 121V123H96L94 124L95 127V135L97 136V139H96V144L99 143V145H104V144H108L111 145L114 141V139L112 141H108L106 139V135L111 133L113 131V127H110V126H106L105 124H101L99 123L97 125V120H99ZM158 116V117H159ZM169 120H172V123L173 125H175L177 128L176 132H178L180 130V128L182 127L181 125V122L179 123V121H176L173 122V118H170ZM178 120V119H177ZM96 121V122H95ZM38 122V121H36ZM41 122V121H40ZM178 122V123H177ZM177 123V124H176ZM25 124L27 125V122H25ZM37 124H41V123H36L35 125ZM25 125V126H26ZM30 125V123H29ZM34 126V124H32ZM38 125V127H39ZM97 125V126H96ZM41 128L43 129H46L44 130L47 131L48 128H45V126H42V124L40 125ZM178 126V127H177ZM32 127V126H31ZM34 129V127H32ZM48 132L51 133L50 129L48 130ZM46 132V133H48ZM56 132V131H55ZM53 132V135L57 138V133ZM117 133H115V135H120L121 132L119 131H115ZM180 132V131H179ZM49 133V134H50ZM55 133V134H54ZM64 136V135H63ZM62 136V137H63ZM59 137V136H58ZM60 137L62 139V142L63 145H69L70 143L72 144V139H69L68 137L66 138V140H70V141H66V143H64L65 141V137ZM58 139V138H57ZM59 139V140H61ZM3 140V139H1ZM64 140V141H63ZM70 142V143H68ZM68 143V144H67ZM98 145V146H99ZM24 146V145H23ZM28 147V146H26ZM30 148H34V149H38V148H35V147H30ZM97 148V147H96ZM38 150H42V149H38ZM100 149L97 148V151H99ZM42 151H45V152H50V151H46V150H42ZM50 153H53V154H57V155H61L63 156L62 154H58V153H54V152H50ZM126 152H122V154H124ZM92 155V154H91ZM125 155V154H124ZM65 156V155H64ZM95 156V157H94ZM67 157V156H65ZM69 157V156H68ZM91 158V156H89ZM89 157H87V161H84V162H88V163H92V164H95V163H99L98 165H104V163L102 162H96L95 159H101L99 158L100 156L98 155H93V157L91 159H89ZM69 158H72V157H69ZM94 158V159H93ZM73 159H76V158H73ZM78 160V159H76ZM80 160V159H79ZM186 162H191V161H194L193 158H186L184 159ZM81 161V160H80ZM91 161V162H90ZM102 163V164H101ZM97 165V164H96ZM111 168V167H109ZM112 169H116V168H112ZM119 171H123V172H128V173H133L135 175H138V176H141V177H146V178H149V179H153V180H156V181H160V182H164V183H168V182H165V181H162V180H158V179H155V178H151V177H148V176H145V175H140V174H137V173H134V172H131V171H127V170H124V169H117ZM197 175L199 176H203L201 172H199ZM216 181V180H215ZM168 184H172V183H168ZM202 183H199L198 187H201V188H205V186H203L204 184ZM172 185H176V184H172ZM178 186V185H177ZM206 188H208V185L206 184ZM182 187V186H180ZM205 188V189H206ZM209 195H213V194H209ZM220 197V196H218ZM221 198V197H220ZM224 199H228L229 198H225L223 197ZM238 202V200H235ZM240 203H246L248 205H252V204H249L247 202H242L240 201ZM252 206H256V205H252ZM256 207H260V208H264L262 206H256Z\"/></svg>","mask_w":264,"mask_h":264}]
</instances>
